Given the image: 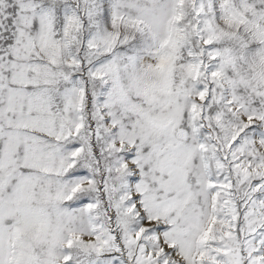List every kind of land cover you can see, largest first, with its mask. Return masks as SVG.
I'll use <instances>...</instances> for the list:
<instances>
[{
	"label": "snow or ice",
	"instance_id": "6c2138e0",
	"mask_svg": "<svg viewBox=\"0 0 264 264\" xmlns=\"http://www.w3.org/2000/svg\"><path fill=\"white\" fill-rule=\"evenodd\" d=\"M0 264H264V0H0Z\"/></svg>",
	"mask_w": 264,
	"mask_h": 264
}]
</instances>
